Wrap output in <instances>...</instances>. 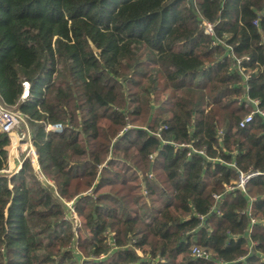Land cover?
Segmentation results:
<instances>
[{"label":"trees","instance_id":"16d2710c","mask_svg":"<svg viewBox=\"0 0 264 264\" xmlns=\"http://www.w3.org/2000/svg\"><path fill=\"white\" fill-rule=\"evenodd\" d=\"M249 99L264 0H0V104L38 166L5 173L0 132V264H264V176L226 191L264 173Z\"/></svg>","mask_w":264,"mask_h":264},{"label":"built area","instance_id":"2783aa9c","mask_svg":"<svg viewBox=\"0 0 264 264\" xmlns=\"http://www.w3.org/2000/svg\"><path fill=\"white\" fill-rule=\"evenodd\" d=\"M203 30L206 34H212V26L208 23L203 24ZM241 60H247V58L237 59L236 62L238 65L240 64ZM239 71L242 72L240 70V68H239ZM246 78H248V75H246ZM23 86H24L23 96H26L28 85L26 83H23ZM249 101L253 106L252 111L250 113L246 114L238 122L239 128H244L247 125H249L252 122L254 115H259L264 119V113L258 108V101L257 100H250V99H249ZM21 124H23V125L25 124L24 127H26V117L23 114L19 113L18 111H11V110L5 108L3 105L0 104V132L7 134L9 139L12 140L11 136H13V134H16V133L21 131V130H19ZM26 128H24V129H26ZM45 131L46 132H53V133H60L62 131V126L60 124L49 125L46 127ZM25 134L26 133H24L23 135H25ZM25 136L27 139L24 138L26 141H25V143H23L25 146V148H23V151L26 149L28 150V156L30 155L29 157H30L32 164L36 163V166L34 168H35V170H37L38 166H37V162H36V155H35L34 149H33L32 144H31L30 136L28 134H26ZM155 136L159 138V136H160L159 132H156ZM17 144H19V143H16L14 145L12 143V145L14 146V147L13 146L12 147L14 149H16V148L21 149L20 146L22 144H19L18 145L19 147L17 146ZM180 147H185V146L180 145ZM8 171L9 170H6L4 172L7 173ZM260 175L264 176V173H260L258 171H250L248 173L237 172V178H236L234 185L226 187V191L240 190L242 193H245L246 192V186L249 183V181L253 177L260 176ZM38 177H39V179L46 181L45 179H43L42 176H40V174H38ZM219 196L220 195L214 194L213 195L214 200L215 201L219 200L220 199ZM64 203L68 207V209L70 210L71 218H72L73 222H75L74 224L77 225L78 219L75 215V212L73 210L71 202H67V203L64 202ZM247 214L250 217V224L253 225L255 223V219L251 217L250 209L247 211ZM253 245H254V243H251V246H253ZM191 256L196 258V259H201V260H208L210 257L209 252H207L205 249H202L198 246H192Z\"/></svg>","mask_w":264,"mask_h":264},{"label":"rangeland","instance_id":"374dc122","mask_svg":"<svg viewBox=\"0 0 264 264\" xmlns=\"http://www.w3.org/2000/svg\"><path fill=\"white\" fill-rule=\"evenodd\" d=\"M25 125V124H24ZM24 125L23 124H21V126H20V128H19V130H24V128H26L25 129V133L26 134H28L29 136H30V132L32 131L31 130V128H30V126H29V124L26 122V127H24ZM25 134V135H26ZM25 135H23V132H18V133H16V134H13V136H11V138H12V140H10V144H9V146H8V160L12 157V156H14V155H16V153L18 152L17 150H19L18 148H16V149H14L13 147V145L14 144H16V143H19V144H22L21 145V148H25L24 147V144L23 143H25V139H27L26 138V136ZM15 136V137H14ZM25 138V139H24ZM21 140V141H20ZM12 143H13V145H12ZM27 143V142H26ZM19 144H17V146L19 145ZM13 146V147H12ZM16 146V145H15ZM19 147V146H18ZM17 158L19 159V160H21V159H23V158H30L29 156H28V150L26 149V150H24L23 152H21V153H17ZM19 165H16L11 171H8L7 173H10V172H12V173H15L18 169H17V167H18ZM67 203V202H66ZM77 221V220H76ZM75 223V222H74ZM75 229H76V224H74V226H73V228H72V230L75 232Z\"/></svg>","mask_w":264,"mask_h":264},{"label":"crops","instance_id":"0c3cea01","mask_svg":"<svg viewBox=\"0 0 264 264\" xmlns=\"http://www.w3.org/2000/svg\"><path fill=\"white\" fill-rule=\"evenodd\" d=\"M21 147V146H20ZM25 147V146H24ZM18 152L17 153H21V152H23V148H21V149H19V150H17ZM17 153H16V155H14V156H12L8 161H7V170H9V171H11L16 165H19L18 167H17V169L20 167V164H21V162H22V159L21 160H19L18 158H17ZM9 156V155H8ZM33 166L35 167L36 166V163H34L33 164Z\"/></svg>","mask_w":264,"mask_h":264}]
</instances>
